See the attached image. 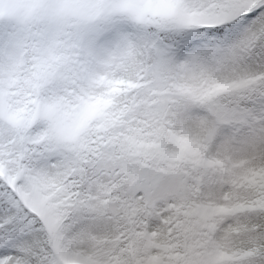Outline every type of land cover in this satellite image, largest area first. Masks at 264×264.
Instances as JSON below:
<instances>
[{"label": "snow or ice", "instance_id": "snow-or-ice-1", "mask_svg": "<svg viewBox=\"0 0 264 264\" xmlns=\"http://www.w3.org/2000/svg\"><path fill=\"white\" fill-rule=\"evenodd\" d=\"M0 264H264V0H0Z\"/></svg>", "mask_w": 264, "mask_h": 264}]
</instances>
